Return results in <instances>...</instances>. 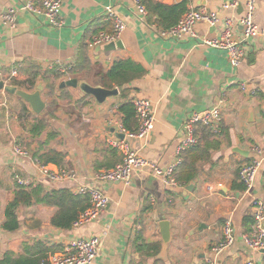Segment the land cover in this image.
Instances as JSON below:
<instances>
[{"label":"crops","instance_id":"obj_1","mask_svg":"<svg viewBox=\"0 0 264 264\" xmlns=\"http://www.w3.org/2000/svg\"><path fill=\"white\" fill-rule=\"evenodd\" d=\"M226 1L145 0L147 14L140 17L134 0H65L64 25L58 28L23 10L28 0H0V79L29 92L42 84L46 102L44 111L36 114L23 99L0 90V102L7 105L0 113V261L9 252L21 264H42L43 258L62 252L75 239L100 236V251L91 264H208L214 257L213 246L222 239L224 222L231 219L236 239L218 256V264H264V251H253L244 241L245 233L252 230L253 200L264 201V155L253 150L256 145L264 147V34L251 39L238 66L231 64L226 51L197 45L199 39L218 36L219 26L197 23V38L160 35L173 27L167 26L175 7L185 6L187 11L205 6L222 18L244 13V0L242 7L224 10ZM9 7L18 10L14 28L2 21ZM108 7L126 24L117 40L122 45L112 50L105 49L109 43L90 46L95 36L113 32ZM254 20L264 30V0H256ZM118 62L128 64L124 65L128 81L123 86L113 83L119 95L103 104L79 88L61 86L71 77L104 86L103 75ZM15 68L18 74L12 76ZM123 95L131 102L135 97L152 102L155 128L148 143L133 137L127 141L162 167L179 157L183 162L180 146L187 116L213 107L220 97L226 99L218 128L196 129L197 144L210 158L200 163L195 180L172 187L148 169L135 172L129 184L95 180L99 171L123 159L111 145L119 138L112 119L124 124L126 118L121 110ZM24 106L32 111L27 117L22 116ZM251 109L254 121H250ZM39 117L48 119L43 130L35 132L31 126ZM13 140L39 160L53 152L59 164L40 162L53 170H73L76 177L48 179L31 159L14 154ZM253 159L261 164L246 193L239 171ZM15 175L27 183L20 184ZM190 184L194 187L187 190ZM19 186L39 187L45 193L61 189L75 196H89L83 188L100 186L110 200L97 219L69 227L54 222L61 206L34 200L18 207L19 227L9 232L3 227L5 211ZM165 219L172 235L166 248L160 230Z\"/></svg>","mask_w":264,"mask_h":264},{"label":"built area","instance_id":"obj_2","mask_svg":"<svg viewBox=\"0 0 264 264\" xmlns=\"http://www.w3.org/2000/svg\"><path fill=\"white\" fill-rule=\"evenodd\" d=\"M242 0H227L223 4L224 10L235 9L241 4ZM65 0H28L22 7L23 10L32 14L42 16L53 27H62L64 19L62 18V8ZM136 9L140 17L147 14V8L141 0H134ZM244 13L238 18L236 15H226L222 18L217 11L211 10L205 6L200 8H190L187 10L179 22L168 29L160 31V35L165 39H180L184 36L197 38L195 26L197 23L205 22L209 26H219L221 31L218 36L213 38H204L197 41V45H205L211 48L224 50L228 53L230 62L233 66H238L246 57V46L251 39L264 34V30L255 22L254 16L256 11V0H244ZM17 8L9 7L2 14V21L10 28L17 24ZM107 19L112 23L113 32L100 33L90 42V46L101 45L104 43L116 42L123 30L126 28L124 20L111 7L107 8ZM241 27V32L237 29ZM66 70V69H65ZM18 74L15 68L12 76ZM245 89L246 85L242 84ZM138 119V128L134 131L127 130L122 120L112 119V123L118 128L119 132L125 133V138H117L111 141V145L118 149L123 156L120 163L112 168H105L99 171L96 181L99 183L106 182H123L129 184L133 174L139 170L148 169L154 175L160 177L164 183L176 187L179 182L176 179L178 166L181 164V158L170 162L165 167L159 166L155 162L145 158L138 150L132 149L127 141V137L139 138L148 143V139L155 128V112L152 102L144 97H135L132 100ZM226 103L223 97L218 98L216 104L206 110L191 112L184 122L185 135L180 146V150L194 146L198 143L196 129L198 126H209L215 130L222 121V108ZM7 109V105L0 102V113ZM12 149L16 156L31 159L37 164L40 172L52 181L63 179H74L76 173L67 168L49 169L39 159L33 158L30 150L16 140L12 142ZM255 152L264 155V147L256 145L253 149ZM261 164L260 159L243 164L240 167V182L245 186L244 191L250 193L253 187L258 170ZM15 179L20 184L25 185L27 182L15 175ZM83 193L90 195V207L80 213L78 218L72 223L73 226L97 219L105 211L109 196L100 186H90L82 189ZM253 225L249 233H245V244L253 251H264V201L258 198L253 200ZM236 239V231L231 219H227L223 225L222 239L213 246L214 257L208 261V264H218V256L226 249L232 246ZM101 237L92 236L90 238H79L71 241L62 252L49 254L43 259L42 264H91L100 251ZM250 264H253L250 262Z\"/></svg>","mask_w":264,"mask_h":264},{"label":"trees","instance_id":"obj_3","mask_svg":"<svg viewBox=\"0 0 264 264\" xmlns=\"http://www.w3.org/2000/svg\"><path fill=\"white\" fill-rule=\"evenodd\" d=\"M141 1L144 2L145 0ZM171 12L172 23L167 27L174 26L178 23L181 15L186 12V7H175V9H172ZM124 65L128 64L126 62H118L108 74L103 75V84L105 87L113 88V83H117L118 85L123 86L124 81H128L126 78H124V73H126L127 69L126 67H124ZM123 97H125L126 99V95H123ZM121 110L126 114L124 125L127 130H136L138 128V119L136 116L134 104L131 102V100L129 101L126 99L121 105ZM31 113L32 111L30 110V108L24 106L22 116L27 117ZM47 119L48 118L46 117H39V119L37 118L36 122L32 124L31 129L35 132L38 130L42 131L45 127V122ZM129 122H132V124H136V127L133 128L132 125H129ZM53 155L56 154L51 152L50 154H46L45 156L40 158V160L46 163L52 161L56 164H59L60 161L55 160ZM181 156L184 159L178 167V170L176 172V179L181 185H187L197 178L201 171L200 163L202 161H207L210 156L209 154L207 155L206 149L201 148L199 144L185 148L183 150V155ZM89 196H75L61 189H59L58 191H53L52 193H45L39 187L34 189H27L25 186H19L18 189L15 190L13 197L6 207V219L3 227L9 232L15 231L19 227L17 215L18 207L21 205H29L34 200L41 203L56 204L61 206L62 209L55 217L54 222L59 223L65 227H69L74 222V220L78 218L80 213H82L86 208H88V206H90ZM79 203H86V205L78 207V205L76 204ZM43 259L41 260V262L43 261ZM0 264L21 263L17 262V258L13 259L12 253L8 252L0 261Z\"/></svg>","mask_w":264,"mask_h":264},{"label":"water","instance_id":"obj_4","mask_svg":"<svg viewBox=\"0 0 264 264\" xmlns=\"http://www.w3.org/2000/svg\"><path fill=\"white\" fill-rule=\"evenodd\" d=\"M242 7V5H240ZM122 43L120 41L117 42H110L105 46L106 50H112L116 47H120ZM61 86H69L74 88H79L84 94L91 96L95 99L96 103L103 104L107 101L110 97L118 96L119 95V88H107L103 85H92L85 80H79L77 78L71 77L65 81L61 82ZM43 85L39 84L35 91L29 92L18 88L16 85L7 83L4 80L0 79V90H5L9 94L16 95L19 98L23 99L26 103L29 104L31 110L36 114H41L44 109L46 108V102L43 99L42 92H43ZM250 121H254V110H250ZM115 135L121 139L125 138L124 132L115 131ZM193 184L187 186V190L193 189ZM1 205V201H0ZM160 230L163 240L164 248L170 243L172 235H171V226L169 220L165 219L160 222Z\"/></svg>","mask_w":264,"mask_h":264}]
</instances>
